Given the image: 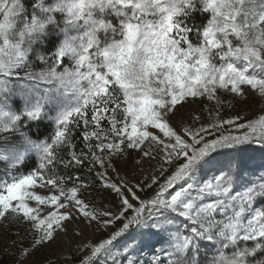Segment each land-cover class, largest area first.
Returning a JSON list of instances; mask_svg holds the SVG:
<instances>
[{"label": "snow or ice", "instance_id": "snow-or-ice-1", "mask_svg": "<svg viewBox=\"0 0 264 264\" xmlns=\"http://www.w3.org/2000/svg\"><path fill=\"white\" fill-rule=\"evenodd\" d=\"M0 229L12 264H264V0H0Z\"/></svg>", "mask_w": 264, "mask_h": 264}, {"label": "rangeland", "instance_id": "rangeland-1", "mask_svg": "<svg viewBox=\"0 0 264 264\" xmlns=\"http://www.w3.org/2000/svg\"><path fill=\"white\" fill-rule=\"evenodd\" d=\"M255 108L253 105L249 104L247 108V112H242V114L250 115L252 111H254ZM47 121V120H45ZM245 155L250 156L253 158L254 162L259 164L262 159V153L260 151L259 145L253 144L251 148H249ZM32 158L35 159V156ZM0 232H3V229H0ZM6 239H11V233H5L4 234ZM6 239H0V264H12V253L13 249H3V245L6 242ZM59 254V249L54 245L51 248H46L42 253H37V259L38 260H43L45 259L48 255H52L53 258H55Z\"/></svg>", "mask_w": 264, "mask_h": 264}, {"label": "trees", "instance_id": "trees-1", "mask_svg": "<svg viewBox=\"0 0 264 264\" xmlns=\"http://www.w3.org/2000/svg\"><path fill=\"white\" fill-rule=\"evenodd\" d=\"M48 127H49V122L48 121H44L40 125V127H39V133H37L36 127H33L32 132L34 134V138H36L37 136H39V138H43V135L46 134V131H47ZM34 160L35 159L32 158L31 160L27 161V164L28 165H31ZM0 257H1V255H0Z\"/></svg>", "mask_w": 264, "mask_h": 264}]
</instances>
